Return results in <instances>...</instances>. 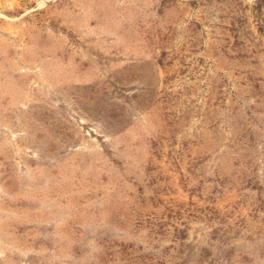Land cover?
I'll use <instances>...</instances> for the list:
<instances>
[{"label":"rangeland","instance_id":"374dc122","mask_svg":"<svg viewBox=\"0 0 264 264\" xmlns=\"http://www.w3.org/2000/svg\"><path fill=\"white\" fill-rule=\"evenodd\" d=\"M0 264H264V2L0 0Z\"/></svg>","mask_w":264,"mask_h":264},{"label":"trees","instance_id":"16d2710c","mask_svg":"<svg viewBox=\"0 0 264 264\" xmlns=\"http://www.w3.org/2000/svg\"><path fill=\"white\" fill-rule=\"evenodd\" d=\"M262 2H264V0H261Z\"/></svg>","mask_w":264,"mask_h":264}]
</instances>
